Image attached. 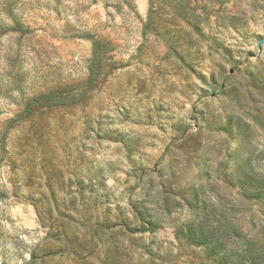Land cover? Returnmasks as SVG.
Here are the masks:
<instances>
[{"label": "rangeland", "instance_id": "obj_1", "mask_svg": "<svg viewBox=\"0 0 264 264\" xmlns=\"http://www.w3.org/2000/svg\"><path fill=\"white\" fill-rule=\"evenodd\" d=\"M5 3L0 264H217L187 224L264 249V0Z\"/></svg>", "mask_w": 264, "mask_h": 264}, {"label": "trees", "instance_id": "obj_2", "mask_svg": "<svg viewBox=\"0 0 264 264\" xmlns=\"http://www.w3.org/2000/svg\"><path fill=\"white\" fill-rule=\"evenodd\" d=\"M3 14H5L8 23L0 21V29L5 33L11 34H28L29 31L23 26L22 23L16 20L13 14L12 8L8 7L5 3L2 6ZM6 30V31H5ZM75 37V36H74ZM77 38L79 36H76ZM75 37V38H76ZM92 64H98L102 59L98 50V41L92 40ZM93 72L90 71L92 77ZM39 97L31 98L32 101H38ZM264 186V182L260 184ZM264 190V189H262ZM261 190V191H262ZM152 225V224H151ZM225 228H213L208 227L199 228L192 224L183 225L179 228V235L182 236L186 241L195 246L202 247L206 257L217 264H264V249L257 248L254 244L246 243V248L238 253L229 254L226 252V233H236L238 235L237 228H232L225 232Z\"/></svg>", "mask_w": 264, "mask_h": 264}, {"label": "water", "instance_id": "obj_3", "mask_svg": "<svg viewBox=\"0 0 264 264\" xmlns=\"http://www.w3.org/2000/svg\"><path fill=\"white\" fill-rule=\"evenodd\" d=\"M260 43L263 44L261 56H258L257 54H255L253 56V58L250 60V62H252V61H258V62L263 63V61H264V38L260 41Z\"/></svg>", "mask_w": 264, "mask_h": 264}]
</instances>
